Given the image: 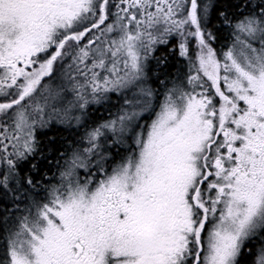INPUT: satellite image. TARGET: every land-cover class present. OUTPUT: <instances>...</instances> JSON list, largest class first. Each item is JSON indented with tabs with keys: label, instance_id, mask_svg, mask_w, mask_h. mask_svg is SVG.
I'll list each match as a JSON object with an SVG mask.
<instances>
[{
	"label": "snow or ice",
	"instance_id": "snow-or-ice-1",
	"mask_svg": "<svg viewBox=\"0 0 264 264\" xmlns=\"http://www.w3.org/2000/svg\"><path fill=\"white\" fill-rule=\"evenodd\" d=\"M0 264H264V0H0Z\"/></svg>",
	"mask_w": 264,
	"mask_h": 264
},
{
	"label": "trees",
	"instance_id": "trees-1",
	"mask_svg": "<svg viewBox=\"0 0 264 264\" xmlns=\"http://www.w3.org/2000/svg\"><path fill=\"white\" fill-rule=\"evenodd\" d=\"M97 115L98 116H100V115H106V112H105L104 108H99V112L97 113Z\"/></svg>",
	"mask_w": 264,
	"mask_h": 264
},
{
	"label": "bare ground",
	"instance_id": "bare-ground-1",
	"mask_svg": "<svg viewBox=\"0 0 264 264\" xmlns=\"http://www.w3.org/2000/svg\"><path fill=\"white\" fill-rule=\"evenodd\" d=\"M98 107V106H97Z\"/></svg>",
	"mask_w": 264,
	"mask_h": 264
}]
</instances>
